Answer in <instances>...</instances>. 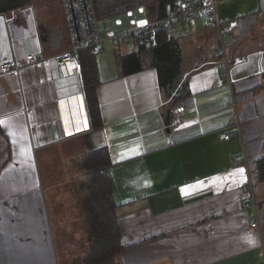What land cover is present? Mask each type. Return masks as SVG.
I'll return each instance as SVG.
<instances>
[{
	"label": "crops",
	"instance_id": "crops-1",
	"mask_svg": "<svg viewBox=\"0 0 264 264\" xmlns=\"http://www.w3.org/2000/svg\"><path fill=\"white\" fill-rule=\"evenodd\" d=\"M218 15L226 56L246 59L231 68L230 84L214 58V37L184 69L182 59L166 90L155 67L121 75L120 54L102 47L93 55L95 119L78 79L57 76L54 64L27 67L18 79L0 76V264H68L74 249L59 233L69 230L82 243L73 264L85 256L78 163L101 149L120 231L112 264H263L264 0L223 4ZM67 48L60 0H32L0 15V63ZM185 81L189 93L177 102L183 123L168 132L166 114ZM70 163L75 179L66 175ZM249 181L261 236L248 226ZM60 193L70 202L61 211L54 203Z\"/></svg>",
	"mask_w": 264,
	"mask_h": 264
},
{
	"label": "trees",
	"instance_id": "trees-1",
	"mask_svg": "<svg viewBox=\"0 0 264 264\" xmlns=\"http://www.w3.org/2000/svg\"><path fill=\"white\" fill-rule=\"evenodd\" d=\"M98 19L125 14L128 10L144 9L143 16L148 20L162 18L177 0H93ZM80 55L82 86L92 119L96 118L95 88L98 84L93 55L88 52ZM183 53L180 41L172 35L162 34L156 47H139L129 55H118V67L121 75L141 72L148 66L158 70L160 87L172 88L180 74ZM189 93L187 83L173 96L174 107ZM98 121V120H97ZM97 124V122H96ZM105 149L89 153L79 165L82 170L79 185V207L85 230L89 239L88 251L74 264H112L114 254L120 250L119 226L112 196L111 185L106 169L110 163ZM261 175L264 177V158L259 161ZM78 180V181H79Z\"/></svg>",
	"mask_w": 264,
	"mask_h": 264
},
{
	"label": "built area",
	"instance_id": "built-area-1",
	"mask_svg": "<svg viewBox=\"0 0 264 264\" xmlns=\"http://www.w3.org/2000/svg\"><path fill=\"white\" fill-rule=\"evenodd\" d=\"M233 1L236 0H177L176 4L168 9L162 18L156 20L142 18L144 17V9L139 7L137 10H128L126 12L128 17L131 18L129 22L130 28L128 30L122 33L107 32L102 36L99 30V19L93 0H60L64 20V34L67 39L68 48L53 56L28 54L25 57V62L21 64L11 60L0 63V76L7 75L11 78L18 79L23 69L27 67L42 62L51 63L55 65L57 76H74L78 79V83L80 84L79 95L85 101L82 86L81 53L98 54L102 51V44L105 42L112 43L114 50L118 54L121 48H128L133 51L135 47L136 50L139 47H156L160 35H171L172 30L178 25L193 23L198 26L212 27L217 31L219 48L215 52L214 58L218 62L222 77L230 84L232 82L230 78L231 68L244 63L246 60L245 57L230 60L226 56L221 42L224 28L219 19L218 7ZM134 13H136L135 17ZM117 24L121 25V22L117 21ZM183 113L184 106L182 104H177L170 110L169 129L178 128L182 125ZM232 136V134H223L221 138L228 140ZM245 189L249 198L248 206L254 211V216L249 221L248 226L256 230L261 236L262 226L257 213L258 205L255 201L251 181L248 182ZM262 246L264 249L263 243ZM262 263L264 264V257Z\"/></svg>",
	"mask_w": 264,
	"mask_h": 264
},
{
	"label": "rangeland",
	"instance_id": "rangeland-1",
	"mask_svg": "<svg viewBox=\"0 0 264 264\" xmlns=\"http://www.w3.org/2000/svg\"><path fill=\"white\" fill-rule=\"evenodd\" d=\"M33 1H44V0H33ZM135 14L136 13H134V17H135ZM142 18H145V17H142ZM117 21H120L122 26H117V24H116ZM130 21H131V18L128 17V15L126 13L122 14V15L110 17V18L100 19L99 20L100 33H101L102 36H104L107 32L122 33L126 29L130 28V24H129ZM171 35H173L175 38H178V40L180 41L181 48H182V53H183V59H184V62H185V65L183 64V69L185 68V66L187 64H190V62H195L196 61L197 54H200L201 52L205 51V46L207 48L206 42H207V38L208 37H214L218 41V35H217V31L215 30V28H213L211 31H209V30L205 31L202 26H198V25L193 24V23L178 25L177 27H175L172 30ZM102 47H104L105 50H109V51H110V49H109V47H110L112 49V51H113L112 53H114L116 55L118 54L114 50L113 45L110 42L103 43ZM134 50H136V47L134 48ZM133 51H131L128 48H121V51H120L119 54H123V52H133ZM78 164H81V163H78ZM53 166L54 165H52V167ZM74 166H75L74 163H70L69 164L70 168L67 167V171L70 170V173H66V175H68V174L72 175L74 177V179H75V177L77 178L78 176L72 170ZM51 170H52V175L55 174V177H60L61 176L60 170L55 169V168H51ZM79 174H80V172H78V175ZM74 179L69 183V185L72 184V186L75 187ZM59 195H60L59 199H57L54 203L56 205V208H59L58 210L61 211L62 207L64 206L63 204L68 205L70 202L68 200L66 202L64 201L63 194L60 193ZM69 198H70V196H68V199ZM74 202L75 201H72L71 204L74 205ZM71 209H68V210H71ZM73 209H75V208H73ZM59 213H61V212H59ZM73 231H74V227H73ZM72 233L73 232H71L69 230L68 232H61L59 234H61L60 236H62V237L68 238V241L66 243L67 250L70 253L71 250L74 249L72 251V252H74L73 253V255H74L75 252L77 254H78V251L80 252L82 243L79 241L77 246H76V243L70 240L71 236H72ZM51 247H52V250H54L52 242H51ZM55 247L57 248V242L56 241H55ZM57 250H58V248H57ZM73 255L69 258V263L68 264H73V260H74ZM57 259H58V263H59L61 261V257L59 255H57L56 256V262H57Z\"/></svg>",
	"mask_w": 264,
	"mask_h": 264
},
{
	"label": "water",
	"instance_id": "water-1",
	"mask_svg": "<svg viewBox=\"0 0 264 264\" xmlns=\"http://www.w3.org/2000/svg\"><path fill=\"white\" fill-rule=\"evenodd\" d=\"M32 0H0V15H6L10 12H14L24 6H26ZM169 122H170V111L167 112L165 118V124L167 126V131L169 132Z\"/></svg>",
	"mask_w": 264,
	"mask_h": 264
},
{
	"label": "snow or ice",
	"instance_id": "snow-or-ice-1",
	"mask_svg": "<svg viewBox=\"0 0 264 264\" xmlns=\"http://www.w3.org/2000/svg\"><path fill=\"white\" fill-rule=\"evenodd\" d=\"M242 171V170H241Z\"/></svg>",
	"mask_w": 264,
	"mask_h": 264
}]
</instances>
